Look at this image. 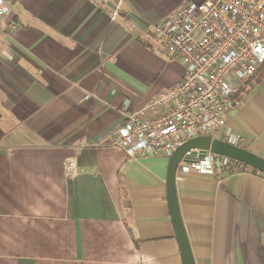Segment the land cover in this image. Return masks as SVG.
Listing matches in <instances>:
<instances>
[{"label": "crops", "instance_id": "crops-1", "mask_svg": "<svg viewBox=\"0 0 264 264\" xmlns=\"http://www.w3.org/2000/svg\"><path fill=\"white\" fill-rule=\"evenodd\" d=\"M11 1L0 19V264H182L170 158L94 144L125 106L135 112L183 79L149 29L202 0ZM227 124L264 159V65ZM177 198L196 264H264L263 173L190 176Z\"/></svg>", "mask_w": 264, "mask_h": 264}, {"label": "built area", "instance_id": "built-area-1", "mask_svg": "<svg viewBox=\"0 0 264 264\" xmlns=\"http://www.w3.org/2000/svg\"><path fill=\"white\" fill-rule=\"evenodd\" d=\"M12 14V1L0 0V19ZM18 28L17 24L12 29ZM151 42L179 61L183 79L145 107L129 112L122 124L103 135L96 147H115L132 159L170 158L188 141L211 137L239 147L241 138L227 124V112L240 89L264 65V0H202L179 8L152 25ZM65 174H77L74 158ZM248 168L225 156L186 153L177 180L225 175Z\"/></svg>", "mask_w": 264, "mask_h": 264}, {"label": "water", "instance_id": "water-1", "mask_svg": "<svg viewBox=\"0 0 264 264\" xmlns=\"http://www.w3.org/2000/svg\"><path fill=\"white\" fill-rule=\"evenodd\" d=\"M190 151H199L202 156L210 151L242 163L264 174V159L241 147L234 146L222 140H213L211 137L192 139L175 151L168 163L167 191L169 210L180 247L182 264H196L182 221L177 198V169L186 153Z\"/></svg>", "mask_w": 264, "mask_h": 264}, {"label": "trees", "instance_id": "trees-1", "mask_svg": "<svg viewBox=\"0 0 264 264\" xmlns=\"http://www.w3.org/2000/svg\"><path fill=\"white\" fill-rule=\"evenodd\" d=\"M252 171H254L255 173H258L259 171H257L256 169H252Z\"/></svg>", "mask_w": 264, "mask_h": 264}]
</instances>
